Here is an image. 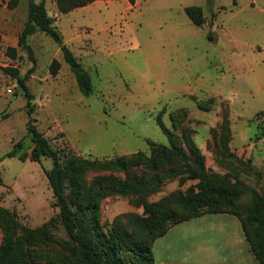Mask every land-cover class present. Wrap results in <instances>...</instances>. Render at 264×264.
<instances>
[{
    "label": "rangeland",
    "instance_id": "obj_1",
    "mask_svg": "<svg viewBox=\"0 0 264 264\" xmlns=\"http://www.w3.org/2000/svg\"><path fill=\"white\" fill-rule=\"evenodd\" d=\"M44 1L63 41L90 73L93 92L79 90L59 47L41 32L28 38L33 64L17 46L27 0L12 5L0 0L1 207L29 227L58 214L44 172L52 160L6 157L22 138L21 152L32 147L26 136L27 99L16 79L3 73L1 67L8 65L20 76L34 65L25 81L35 106L30 117L62 158L70 152L90 159L149 154L148 140L170 144L160 119L186 150L185 135L190 137L209 171L264 193V135L258 136V125L264 127V0H95L65 14L55 0ZM187 5L202 7L201 27L185 14ZM8 45L17 47L15 59L5 54ZM53 59L60 62L56 74L49 70ZM226 121L231 138L229 155L223 156L217 139ZM87 172L89 178L109 173ZM194 183L166 178L147 200L184 192ZM248 200L242 195L238 207L245 208ZM99 212L102 225L118 221L129 232L136 228L131 215H142L143 206L133 196L110 195L100 201ZM52 232L57 239L67 238L59 223Z\"/></svg>",
    "mask_w": 264,
    "mask_h": 264
},
{
    "label": "trees",
    "instance_id": "obj_2",
    "mask_svg": "<svg viewBox=\"0 0 264 264\" xmlns=\"http://www.w3.org/2000/svg\"><path fill=\"white\" fill-rule=\"evenodd\" d=\"M16 1L9 0L8 5ZM93 1L55 0L58 11L63 14ZM127 1L131 4L135 2ZM211 3L212 0H208V4ZM184 12L194 25L201 27L204 24L201 6L187 5ZM36 32L48 35L56 43L79 90L84 95L91 94V75L63 41L53 18L47 13L45 1L27 0V18L18 35L17 46L26 50L33 64L36 59L28 38ZM208 37L212 38V34L208 33ZM5 54L15 59L17 47L6 46ZM59 68L60 62L53 59L49 65L51 74H56ZM1 69L4 74L16 79L27 99L29 119L26 136L32 142L30 152H21L24 149L23 138L18 140L6 157L37 162L42 158L52 160L51 167L44 172L58 214L40 226L29 227L21 224L14 212L0 206V264H37L41 260L48 264H155L152 244L170 226L204 213L218 212L233 214L240 220L252 252L259 264H264V193L240 187L226 175L209 171L204 156L190 137L185 135L186 150L176 135L157 119L170 144L148 140L149 154L136 151L111 158L90 159L70 152L62 158L30 117L35 106L30 102L32 94L25 81L34 70V65L23 76H20L17 67L11 65ZM258 128L261 129L258 136H263V125H258ZM230 138L226 121L217 139L223 156L229 155ZM134 168L143 172L132 171ZM89 170L109 173L89 178ZM114 173H124L125 176L117 177ZM174 176L195 183L184 192H172L157 201L147 200L149 195L160 190L166 178ZM110 195L133 196L142 204L143 214L131 215V221L136 225L132 231L128 232L118 221L108 228L100 223V201ZM242 195H247L249 200L246 207L240 209L237 202ZM57 223L63 227L66 239L54 237L52 228Z\"/></svg>",
    "mask_w": 264,
    "mask_h": 264
},
{
    "label": "crops",
    "instance_id": "obj_3",
    "mask_svg": "<svg viewBox=\"0 0 264 264\" xmlns=\"http://www.w3.org/2000/svg\"><path fill=\"white\" fill-rule=\"evenodd\" d=\"M152 251L155 264H259L240 220L222 212L170 226L154 240Z\"/></svg>",
    "mask_w": 264,
    "mask_h": 264
}]
</instances>
